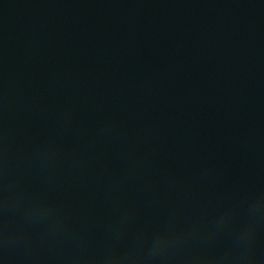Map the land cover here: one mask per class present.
I'll return each instance as SVG.
<instances>
[{"label": "water", "instance_id": "1", "mask_svg": "<svg viewBox=\"0 0 264 264\" xmlns=\"http://www.w3.org/2000/svg\"><path fill=\"white\" fill-rule=\"evenodd\" d=\"M264 264V0H0V264Z\"/></svg>", "mask_w": 264, "mask_h": 264}, {"label": "clouds", "instance_id": "2", "mask_svg": "<svg viewBox=\"0 0 264 264\" xmlns=\"http://www.w3.org/2000/svg\"><path fill=\"white\" fill-rule=\"evenodd\" d=\"M145 249L146 251L143 255L144 264H155V262L160 258L161 254L163 253L159 250V248L152 247L149 245H146Z\"/></svg>", "mask_w": 264, "mask_h": 264}]
</instances>
